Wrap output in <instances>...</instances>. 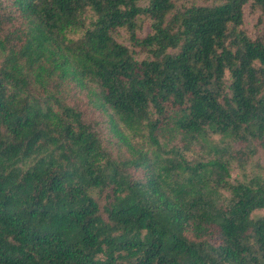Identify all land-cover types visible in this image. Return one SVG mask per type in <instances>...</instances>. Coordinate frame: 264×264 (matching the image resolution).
Masks as SVG:
<instances>
[{"label": "trees", "instance_id": "16d2710c", "mask_svg": "<svg viewBox=\"0 0 264 264\" xmlns=\"http://www.w3.org/2000/svg\"><path fill=\"white\" fill-rule=\"evenodd\" d=\"M248 5L0 0V264H264L255 152L210 139L264 149Z\"/></svg>", "mask_w": 264, "mask_h": 264}, {"label": "rangeland", "instance_id": "374dc122", "mask_svg": "<svg viewBox=\"0 0 264 264\" xmlns=\"http://www.w3.org/2000/svg\"><path fill=\"white\" fill-rule=\"evenodd\" d=\"M244 29L253 39H260L264 41V14L260 10H255V8L246 6L244 9ZM150 32L149 23H145L143 27V34ZM79 89H74V100L73 104L82 109L88 108L89 99L86 97V93L82 94L78 91ZM94 108V107H92ZM212 142L222 147L230 145V150L234 154L237 150L242 149L243 151H254L253 158L247 163H242L238 160H234L232 163V180H247L251 181L254 178H260L264 181V149L255 142L254 144L243 146L237 142H231L228 144L227 140H222L220 136H213L210 138ZM164 145L169 147L182 148L184 145L178 135H168L167 139L161 140ZM225 142V143H224ZM140 143L146 146V150H149V142H134ZM244 147V148H243ZM153 150V148L151 149ZM189 158H197L202 155V149L200 144H195L194 148L187 153ZM243 166V167H241ZM264 214V211L259 212L257 215Z\"/></svg>", "mask_w": 264, "mask_h": 264}]
</instances>
